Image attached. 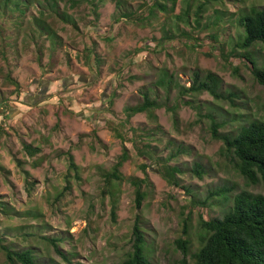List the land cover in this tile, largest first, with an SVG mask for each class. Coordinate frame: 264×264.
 Listing matches in <instances>:
<instances>
[{
  "label": "rangeland",
  "instance_id": "obj_1",
  "mask_svg": "<svg viewBox=\"0 0 264 264\" xmlns=\"http://www.w3.org/2000/svg\"><path fill=\"white\" fill-rule=\"evenodd\" d=\"M262 7L264 0H0V106L13 104L0 116L3 243L67 264L53 246L29 235L37 233L62 239L72 264H121L139 214L151 264H178L185 220L196 251L201 214L221 218L241 191L264 194L263 185L248 186L232 169L222 141L211 134L213 118L224 124L222 133L264 121V87L243 57L249 52L263 67L264 46L243 49L238 23ZM165 72L180 85L170 93L156 84ZM197 72L201 79L218 76L223 97L182 94ZM41 92L46 98L39 104H26ZM144 92L161 105L153 110L157 120L147 113L128 119L126 109L141 103ZM175 105L177 125L168 110ZM126 121L121 139L115 129ZM133 129L141 143L126 134ZM144 143L163 159L185 148L169 163L185 170L181 187L168 184L155 159L139 153ZM25 145L38 150L34 157ZM125 150L122 179L107 185L103 175ZM195 164L205 171L202 179L191 171ZM136 181L146 194L140 211ZM223 189L230 190L228 201L212 197ZM0 264H8L1 245Z\"/></svg>",
  "mask_w": 264,
  "mask_h": 264
},
{
  "label": "trees",
  "instance_id": "obj_2",
  "mask_svg": "<svg viewBox=\"0 0 264 264\" xmlns=\"http://www.w3.org/2000/svg\"><path fill=\"white\" fill-rule=\"evenodd\" d=\"M10 1L7 0V2ZM100 1L104 3L107 0ZM162 9L168 11L164 6H162ZM125 15L126 18H130V15ZM238 23L244 29L245 36L241 44L243 49H249L258 43L264 46V7L253 9L250 13L242 15ZM243 57L247 61V65L256 82L264 87V66L259 67L249 52H246ZM173 77V75L165 72L156 84L166 89L167 93H170L174 88L180 86L174 81ZM8 79L15 83L11 77H8ZM221 83V79L215 74L208 73L204 79H201L197 72L195 73L192 86L188 89L184 88L182 94L185 92L208 91L213 97L220 99L223 97L220 92ZM43 95H45V92L28 96L26 104L31 106L39 104L43 98H46ZM185 103L191 104V102ZM160 106L158 100L153 99L149 92H144L143 101L135 106L128 107L126 115L130 119L137 114L147 113L151 119L157 120L153 110ZM177 106H168V110L173 113L176 125L178 124ZM12 107L13 104H1L0 116L4 115ZM126 125L127 121L125 124L122 123L119 129H115L116 135L121 139H124L123 129ZM223 127V123L217 122L214 118L212 119V137L222 141V154L228 159L232 169L246 180L248 186H264V121L252 119L242 124L234 133H222L220 129ZM145 132L146 136L152 140L154 134L149 133V131ZM130 133H132L136 144L138 142L141 143L138 140L140 137L135 136L137 130H130L126 134L130 135ZM138 147L141 155H147L152 160L155 159L154 164L158 166L162 178L168 184L181 187V180L178 175L184 174L185 170H182L177 165L171 166L169 163L185 151L184 147L178 146L176 150L173 149L170 156L165 159L152 155V152H155V148L150 143H144ZM25 150L33 157L38 152V150L28 145H25ZM128 160L129 155L127 150H125L113 170L103 175L107 185L112 186L114 185L113 183L122 179L120 168ZM69 161L70 169L76 171L77 166L71 154L69 155ZM143 168L145 169L146 166ZM191 171L200 179L204 177L205 171L199 164H195ZM144 181L147 183L146 180ZM142 183L143 181L135 182L137 186L135 203L138 211L141 210L146 197L141 188ZM229 192V189H223L218 192H212L211 195L212 197L224 198V200L228 201L230 199ZM116 203H114L112 211L114 218L116 215ZM199 227V247L196 251H192L193 245L189 238V223L187 220L184 221L182 237L176 241L177 249L182 253V259L178 264H264V194H254L247 190L241 191L233 197L232 206L221 218L206 219L201 214ZM29 235L39 237L53 246L55 253L65 263H73L74 255L67 254L60 248L62 239L50 238L37 233H30ZM0 245L8 264H59L52 258L49 260L39 259L32 248L17 250L8 244H4L2 239H0ZM145 245V230L141 216L138 214L132 230V249L121 264H151Z\"/></svg>",
  "mask_w": 264,
  "mask_h": 264
}]
</instances>
